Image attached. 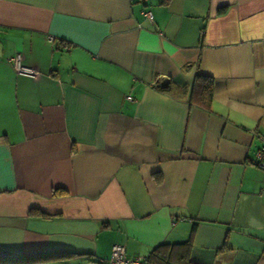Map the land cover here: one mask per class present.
<instances>
[{
  "label": "crops",
  "instance_id": "crops-1",
  "mask_svg": "<svg viewBox=\"0 0 264 264\" xmlns=\"http://www.w3.org/2000/svg\"><path fill=\"white\" fill-rule=\"evenodd\" d=\"M263 141L264 0H0L1 261L264 264Z\"/></svg>",
  "mask_w": 264,
  "mask_h": 264
},
{
  "label": "trees",
  "instance_id": "trees-1",
  "mask_svg": "<svg viewBox=\"0 0 264 264\" xmlns=\"http://www.w3.org/2000/svg\"><path fill=\"white\" fill-rule=\"evenodd\" d=\"M40 75V73H39ZM199 77V76H198ZM200 78V77H199ZM160 90L162 92H167L169 91V87H163L160 88ZM211 96H212V91H211V86L210 83L207 84H203L201 86L197 85L196 88H194L192 97H193V101L197 102L201 107H203L204 109H208L210 106V102H211ZM64 193L61 191H57L54 190L52 192V196H58V195H63ZM28 216H37V217H41V218H51L53 217L52 215H48L45 213H42L40 211H36V210H30L28 213ZM168 247L165 245H161L158 246L157 248H155L148 259L144 260V262L146 264H189L188 261H184V256H186V254L189 253V249L188 247L185 248V250L183 249V251L180 252V257L179 259H183V260H179V261H173V256H172V252H170L169 250V254L167 255V249ZM31 261H28V257H24V258H16L15 260H6V259H2V261L0 260L1 264H32L34 263V259H30ZM33 260V261H32ZM11 261V262H10Z\"/></svg>",
  "mask_w": 264,
  "mask_h": 264
},
{
  "label": "built area",
  "instance_id": "built-area-1",
  "mask_svg": "<svg viewBox=\"0 0 264 264\" xmlns=\"http://www.w3.org/2000/svg\"><path fill=\"white\" fill-rule=\"evenodd\" d=\"M145 3L147 0H140ZM146 20L152 22V18L149 12H144ZM67 49V48H64ZM8 62L12 65L15 73L20 76H25L31 79H36L39 77V72L36 69L25 66L23 63V58L20 54H16L8 59ZM126 100L130 101L129 97ZM256 167L264 172V141L261 148L256 153ZM107 264H146L144 261H140L137 258L130 259L126 256V251L122 245H114L111 248L110 256L107 260Z\"/></svg>",
  "mask_w": 264,
  "mask_h": 264
}]
</instances>
